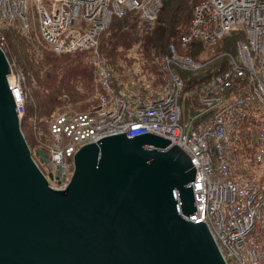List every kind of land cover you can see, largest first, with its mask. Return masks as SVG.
I'll list each match as a JSON object with an SVG mask.
<instances>
[{
  "label": "water",
  "instance_id": "obj_1",
  "mask_svg": "<svg viewBox=\"0 0 264 264\" xmlns=\"http://www.w3.org/2000/svg\"><path fill=\"white\" fill-rule=\"evenodd\" d=\"M0 48V264H227L197 214L191 157L144 133L106 136L49 187L21 130Z\"/></svg>",
  "mask_w": 264,
  "mask_h": 264
},
{
  "label": "built area",
  "instance_id": "obj_2",
  "mask_svg": "<svg viewBox=\"0 0 264 264\" xmlns=\"http://www.w3.org/2000/svg\"><path fill=\"white\" fill-rule=\"evenodd\" d=\"M22 1L23 0H0L1 48L5 47V37L2 34L5 28L2 27L4 20L6 21V25H13V28L21 30H24L23 28H29V11L24 9L21 5ZM26 1L27 3H31L34 0ZM40 1L47 4L48 0ZM66 1L69 5H73L74 3L84 0ZM111 1L114 4V10L111 9V4H107L104 8L102 7L103 11L100 13L91 9L86 14L85 19L79 21H59L54 17H48L47 13L44 12L38 15L31 14L32 16H37L40 28L43 29L41 33L42 39L51 49L57 53H62L63 51L60 50L65 49L67 52L74 54L79 51H86V47L96 41V33L100 31L102 25H108L114 12L116 15L122 16L128 9L144 5V0ZM12 5L15 7L9 9L8 7ZM211 5L212 0H202L197 5L193 23L188 33L189 37L182 38L183 42H189L193 39L210 42L213 38L217 39L222 34L236 28L244 29L249 39L247 43H244L240 49L237 50L235 56L231 54L228 55V68L217 74L207 85L206 89H202L199 95V98L206 106L216 107L217 113L220 114L223 109H231L236 103L232 98L223 100L217 93L232 88L233 79L235 78L244 77L248 80H255L258 76V72L264 69V0H230L228 4L222 5L214 14L206 17ZM16 13L22 14V18L19 19V24H16V21L11 19ZM152 13H154L152 9L146 12V17L144 18L145 23H149L148 21L151 19L148 16ZM100 15H102V17H100ZM209 17L215 19V24L208 22ZM63 37H65V39H63ZM172 56L173 54L166 55L159 59V64L164 70L165 75L166 70H171L175 66L170 59L176 58V56L173 58ZM95 64L99 66V68H97V74H107L102 82V85L107 89L102 93V108L106 110L98 112L97 114L94 113L98 121L101 122L103 121L102 118H106V124H110L115 116H117V118L125 117L124 121L116 123L134 122L127 130V136L132 137L147 132L148 127H156V117L161 115L166 124H179V126H174L175 128H179V133L173 138L180 142L179 144L184 148L183 150L187 151L192 158L198 154L205 155L204 164L207 163L211 171H217L219 173L222 186L215 187L213 185H207L211 188L207 187L208 192L206 198L201 200L196 197L199 204L197 205L198 213L195 217L203 216V219L209 221L218 235L223 236L226 240V223L221 218L222 210L241 195L247 181L233 177L231 170L236 161L235 158L223 154L220 151H210L213 144L222 142L221 135H207L205 134V130L197 132L192 137L185 135L189 129L187 130L183 127L180 122L182 106L178 110V102H181L180 100L182 97V92L178 93V88L182 87L180 78L171 75V79L168 78L167 82L165 81L161 93L152 99L139 96L128 86L122 87L119 91L120 94H118L114 91L112 83L110 84L107 67L102 66V64L104 65L103 58H96ZM19 86V93L18 89L14 90L16 95L15 99L19 98L21 95V85L19 84ZM120 96H127L131 100V103L128 102L127 104V111L126 106L122 105ZM133 99H137L138 101L134 103L132 102ZM112 109H115L114 113H110ZM24 110L23 108L20 109V116L24 115ZM160 110L162 112L156 115ZM225 113L228 114V110H226ZM214 123L215 119L213 118L206 125L210 126ZM97 127L100 126H95L92 122H88L86 117L82 115V113H79L73 115H58L52 120L49 128L50 134L54 137L55 141L59 143L55 149L66 150L71 157L79 146L89 144L95 140V131L99 129ZM200 128L201 127L195 129L199 130ZM161 132L162 130L159 131V133ZM197 136H202V138L197 140ZM67 138L69 141L64 145ZM173 138L171 139L173 140ZM256 146L258 148V158H264V123L257 133ZM61 169L64 168H60L59 170ZM65 171L71 172V169L68 168ZM201 183L202 180L195 183V190L201 188ZM213 188H220L222 192L211 193ZM253 188L257 191L261 199V211L258 216L263 228L258 235V238H261L264 236V191L261 190L260 186L256 183L253 185ZM196 196H198V194H196ZM231 235L235 243L230 246V250L229 246L226 245L229 251L226 256H231L234 253L237 256L240 253L245 254V251L240 248L236 235L234 233ZM252 251H254V247L251 252Z\"/></svg>",
  "mask_w": 264,
  "mask_h": 264
},
{
  "label": "bare ground",
  "instance_id": "obj_3",
  "mask_svg": "<svg viewBox=\"0 0 264 264\" xmlns=\"http://www.w3.org/2000/svg\"><path fill=\"white\" fill-rule=\"evenodd\" d=\"M107 2L108 0H84L82 2L74 3L73 5H69L66 0H60V2L59 0H48L47 4L42 3L40 0H34L31 3H27L26 0H23L21 5L24 7V9L32 12L35 15L44 12L47 13L48 17H52V18L54 17L59 21L69 22V21L84 20L86 14L91 9L96 10L98 13L102 12L103 11L102 6H106ZM229 2L230 0H212L211 8L208 14L206 15V17L211 16L222 5L228 4ZM14 7L15 6L12 5L11 7L8 8L10 9ZM195 9L193 12V17H194ZM137 13H140V11H138ZM126 14L127 12L124 15L120 16V18L124 17ZM117 18L119 19V17H115V19ZM111 19H113V16L111 17ZM141 19L145 22L142 16ZM208 22L215 24V19L213 17H209ZM13 27L14 26L12 25L11 27H9V29H13ZM107 28H109L108 25L101 26L100 31L96 33V41L86 47V52L91 53V55L94 54L93 56L97 58L103 57L102 54L100 53L99 46L101 43L102 36L109 30ZM42 31L43 29L39 28V32L42 33ZM39 32L38 35H40ZM42 42L44 41L42 40ZM40 45H42L41 42ZM170 46L174 47L175 49L174 52H175L177 48L175 44H171ZM47 47L51 49L48 45ZM170 60L175 64L173 69L181 68L182 72L185 73H189L193 69H195L194 66H192L189 63H186L183 59L179 57ZM8 61L11 68L9 74H12L11 91L16 104L15 108L18 109V112H20L21 108L25 109V113L23 116H20L19 114L21 120V130L23 132L22 122L27 112L26 104H28L31 96L29 95L30 91L29 93L27 92V88L29 90L30 85L28 81H25V84L22 83V81L20 80V74L15 68L13 62L9 58ZM198 63L202 64L199 61ZM107 69H108V75L112 74L109 71L108 66ZM106 75H107L106 73H99L96 75V88H97L95 93L96 106L92 107V109L88 111L76 112L72 114L70 113L60 114V115H73V114L82 113V115L86 117L88 122H92L95 126H100L97 127L99 129L95 131V140L91 142V143L95 142L97 146H99L98 141L106 136L126 133V137H129L127 136V130L132 124H134V122L132 121L122 124L116 123L125 120V117L117 118V116H115L113 120H111L112 123L106 124L107 122L106 118H102L103 121L100 122L94 116V113L98 108L97 105L98 99H99V106L100 107L103 106L102 94L99 96V87L100 84L104 81ZM19 84L21 85V95L19 98L15 99L16 95L14 90L18 89V93H19L20 91ZM232 85H233L232 88H228L226 91L218 92L217 94L223 100H229L230 98H232L236 103V105L233 108L223 109L222 112L219 114L217 113L216 107L206 106L201 99H198V105L196 107H193L194 111H191V109H189L188 112L186 110V105L185 104L182 105V115L180 121L183 127H185L187 130L189 129V131L185 133L186 136L192 137L197 132L203 130H205V134L207 135H221L222 142L213 144L210 148V151L212 152L220 151L223 154L235 158L236 161L231 170L233 177L243 181H247L246 184L244 185V189L241 195L234 202L228 204L222 210L221 218L226 223V232H225L227 235L225 236L226 240L223 236L218 235V233L210 225L209 221L203 219V216L195 217L197 214H193L191 217L188 218L193 223H198L201 221L206 223L226 262H228L229 259L226 256V254L229 253L226 245L229 246V250H230V246H232L235 243L231 235L232 233L236 235L240 248L244 250L246 253H249L257 243L258 235L260 231L263 229L260 220L258 218L259 213L261 211V199L257 191L253 188V185L256 182L254 180H250V179L244 180L245 178L237 177L236 174L234 173L235 170L234 168L236 163H240V159L246 158L245 152H248L250 154V157H248V159H250L251 162L258 165H264V158H258V148L256 146L257 133L261 128L262 124L264 123V69L258 72V76L255 80H248L244 77L235 78L233 79ZM182 91H183L182 87H179L178 93H181ZM137 101H138L137 99L132 100V102L134 103H136ZM180 108H181V102H178V110ZM226 110H228L229 112L228 114L225 113ZM114 112L115 109H112L110 111V113H114ZM161 112L162 111L160 110V112L157 113L156 115L160 114ZM187 112L189 114L188 116H186ZM213 118L215 119V123L210 126H207L206 124L209 123ZM156 119H157L156 127H150V128L148 127V130L145 133H151L171 140L167 149H171L175 144H177L180 147V149L183 150L184 148L179 144L180 142L173 138L179 133V128H175L174 126H179V124H166L162 119L161 115L157 116ZM198 127L201 128L199 130H196L195 128ZM160 130H162L161 133H159ZM253 131L255 132L253 134L252 141L255 144L251 142H246V138ZM23 135L26 141H28L24 133ZM171 138H173V140ZM201 138L202 136L196 137L197 140H200ZM37 140L39 142L38 144L41 145L42 147L36 151L37 152L35 154L36 158L34 157V152L32 151L30 144L28 145L31 154L33 156V159L37 164H39L37 162V159L45 154L47 155V151H48L47 167L50 168L48 169L47 172L43 171L42 169L41 170L43 171V176L48 182L49 187L54 190L66 189L69 183L71 182V179L74 174L75 155L77 154V152L80 151L81 148H83V146L88 144L79 146L76 152L70 157V155L66 150L55 149V147L59 145V143L55 141V139L48 138L47 136L46 137L39 136ZM68 141L69 139L67 138L66 141L64 142V145H66ZM47 147H49V150L47 149ZM183 151L191 157V155L187 151L185 150ZM204 156L205 155L198 154L195 155L194 158L191 157L192 158L191 161L194 167L196 168L195 179L194 182L191 184L196 210H197V205L199 204L196 197L200 198L201 200H204L206 198L208 192L207 187L211 188L207 185H213L215 187L222 186L221 177L219 173L217 171H211L208 164L207 163L204 164L203 162L205 159ZM58 168L59 169L64 168V169L59 170ZM68 168L71 169L72 173L65 171ZM256 171L257 170L255 169L254 171L251 172V175H253V177L257 176ZM201 180H202V183L200 185L201 188L195 190V183ZM260 188L261 190H263L261 186ZM217 192H222V190L220 188H213L211 190V193H217ZM196 194H198V196H196ZM233 258L237 259V255L233 254Z\"/></svg>",
  "mask_w": 264,
  "mask_h": 264
},
{
  "label": "trees",
  "instance_id": "obj_4",
  "mask_svg": "<svg viewBox=\"0 0 264 264\" xmlns=\"http://www.w3.org/2000/svg\"><path fill=\"white\" fill-rule=\"evenodd\" d=\"M196 1L164 0L158 17L150 24H143L145 22L141 19L140 13L136 11H132L134 13L129 12L122 18L114 19L115 21L109 30L102 36L99 46L100 53L107 61L108 68L113 73H117L123 80L138 81L144 79L148 82L151 73L155 72L153 62L156 57L168 53L171 44L176 46L178 45L177 42L182 44V36L189 32L193 23L194 9L201 0ZM5 33L13 39L11 40L13 43H10L9 53L16 58L18 64L16 60H14L15 63L23 71L37 78L38 86L41 89L40 93L46 97L43 102L47 103V114L53 112L56 107H62L66 104H70L73 108L83 107L81 103L89 98L94 85L96 86L95 75L94 80L89 83L86 64H74L73 68H69L65 64L68 56L57 55L42 43L44 52L39 53L28 36L23 35L26 33L22 34V31L13 29H8ZM232 39H236V36L226 37L219 43L211 45L207 43L202 45L198 40L189 44L187 47L190 48L188 54L197 61L200 46L211 51L206 54L203 52L205 61H199L203 64L201 70L194 73L181 72V74H192L187 77L186 91L188 88H193L194 85L208 83L210 79H206L205 73L213 71L212 75L214 76L226 67L228 59L226 60L224 55L234 47L235 41L233 44L228 42V40L233 41ZM6 53L12 61L8 52ZM71 57L75 62L77 59L84 60L88 56L86 51H82ZM59 68L67 69L61 80H59V75L56 72ZM137 70H139L138 73ZM159 85L148 84L146 86L157 87ZM32 86L36 87L35 85ZM77 89H81V91L79 92ZM63 95H67L68 100H61ZM195 101L198 105L197 96L191 97L189 94H185V105L188 112L189 109L194 111L193 107L196 106H193V103ZM87 104L92 103L87 100ZM255 131L246 138V142L255 144L251 141ZM245 156L250 157V154L245 152Z\"/></svg>",
  "mask_w": 264,
  "mask_h": 264
},
{
  "label": "rangeland",
  "instance_id": "obj_5",
  "mask_svg": "<svg viewBox=\"0 0 264 264\" xmlns=\"http://www.w3.org/2000/svg\"><path fill=\"white\" fill-rule=\"evenodd\" d=\"M163 1L164 0H144V3H143L144 5L136 6L135 8L128 9L126 12L129 13L132 11H136V12L140 11V13H141L140 16L145 18L146 12L149 9H152L154 13H152L151 15L148 16L151 19L148 22H152L159 15ZM107 4H111V9L114 10V4L111 0H108ZM102 7L104 8V6H102ZM31 13L32 12H30V11L28 12V15L30 16V18L28 20L29 28H26V29L23 28L24 30H21L18 28H13V30H15V31L20 30V31H22V34L26 33L23 35L28 36V38L33 42L35 49L39 53H43L44 50L42 48V45H40V42L42 44H44L45 46H47V44L45 42H42L43 39H42L41 33L39 32L40 25L38 26L37 16H32ZM132 13H134V12H132ZM21 16H22L21 13H16L13 18L11 17V19L16 21V24H19V19L22 18ZM100 17H102V15H100ZM115 17L120 18V16L116 15V13L114 12L113 19H111L108 23L109 28L112 25V23L115 21L114 20ZM5 25H6V21L4 20V22L2 23V27H5V28L3 29L2 34L5 37V45H4L5 47L1 48V46H0V48L3 49L4 52H8L9 57L12 59L15 68L17 69V71L19 72V74L21 76L20 79H21L22 83L25 84V81H28V83L30 85L29 90L27 88L28 93L31 89V93H29V95H31L30 100H29L28 104H26L27 115H26V118H24V120L22 122V125H23L22 129H23V133L25 134V136L28 140L27 141L28 144H30L32 151L34 152V157H35V154L37 153L36 151L42 147L41 145L38 144L39 142H38L37 138L39 136H45V137L47 136L48 138L54 139V137L50 134V128L49 127H50L51 121L56 116H58L62 113L72 114V113H76V112H83V111H87V110L91 109L92 107H94L96 105L95 93H96L97 88L94 85L93 90H92L89 98L88 99L86 98L84 100V102L81 103V106H83V107L73 108L70 104H66L62 107H56L53 112H51L50 114H47V103L43 102V99H45L46 97H45V95L40 93L41 89L38 86L37 78L35 76H32L31 74L23 71L21 68H19L20 66L17 65L18 62H17L16 58H14L12 56V54L9 53V51L11 49L10 43H13L11 41L13 39L10 35H7L5 33L6 30H8L9 27H11V26L10 25L5 26ZM68 25H71V24H68ZM109 28H107V29H109ZM229 31L230 32H226V33L222 34L217 39L213 38L211 40L212 42L211 41L207 42L204 40H198L202 43V45H205V43L211 45L214 43L215 44L219 43L220 41H222L226 37L236 36V39H232L233 41L228 40V42L230 44H233L235 41V44H234V47L231 50H228V52H226L224 55L226 57V60L228 59L226 67L223 68L224 70L227 69L229 66V57L227 55L231 54V55L235 56L237 53V50L240 49V47L244 43H247L249 41L248 34L244 29L236 28V29L229 30ZM38 32L40 33V35H38ZM188 33L189 32L184 34L182 36V38L189 37ZM63 39H65V37H63ZM195 40L196 39H193L187 43H184L181 40L182 44H179V42L176 43L178 45L177 46L175 45L177 47L175 52H174V50H175L174 47L170 46L168 53L162 54V55L156 57V59L153 62L155 72L151 73L150 78L148 80L149 83L147 81H145L144 79L138 80V81H134L132 79L123 80L120 78V76L117 73H113L109 69V71L112 73V74H109L110 84L112 83V87H113L114 91H116L118 94H120L119 91L121 90V88L124 86H128L131 90H133L139 96H141L143 98L149 97L152 99V98L156 97L159 93H161V91L164 87L165 81L167 82L168 78L171 79V75H174V76L179 77L180 80L182 81L183 91H182V97L180 100L181 106H182V103L183 104L185 103V94H189L191 97L197 96V99H200V98H198L199 92L202 89H206L207 85L213 80L215 75L224 71L223 69H222V71L218 72L214 76L212 75L213 71L205 73L204 76L206 77V79L207 80L210 79L208 83L194 85L193 88H191V89L188 88L187 89L188 91H186L185 87L188 86L186 83L187 77L191 76L192 74H181L182 69L179 68V69L166 70V75H165L164 70L162 69V67L159 64V59L162 56L173 54L172 58L174 56L179 57V58L183 59L186 63H190L192 66H194L195 69H193L189 73L198 72L203 67V65L198 63V61H205L204 60L205 54L211 50H208V49L204 48L203 46H200L199 47L198 61L195 58L188 57L190 55V54H188V50L190 48H187V47L189 46V44H193L194 42H196ZM192 41H194V42H192ZM209 45H206V46H209ZM51 51L57 55L68 56L66 58L67 60H66L65 64H67L69 66V68H73L74 64H76V65L77 64H82V65L86 64V67H88L86 72L89 75V83H91L94 80V75L95 76L97 75V72H98L97 68H99V66H96V64H95V60L97 57L93 56L94 54L91 55L90 53L86 52V54L89 58L87 57L84 60L77 59L75 62H73L72 57H71L72 56L71 53L67 52L65 49L60 50V51H63L62 53H57L53 49H51ZM178 51H179V54H178ZM64 52H66V53H64ZM203 52H205V54ZM78 53L73 54V56L78 55ZM14 60H16L17 64L15 63ZM103 60H104V65L102 64V66L107 67V61L104 58H103ZM138 71L139 70H137L136 72L138 73ZM56 72H57V75H59V80H61L63 75L67 72V69L62 70L61 68H59V69H57ZM23 77H24V79H23ZM160 82H161V84H160ZM148 84H150V85H159L160 84V85L157 87H149V86H146ZM185 84H186V86H185ZM32 85H35L36 87H33ZM77 90L79 92L81 91V89H77ZM106 90L107 89L101 83L100 87H99V96ZM120 97H121L122 105L126 106V111H127V107H128L127 104H128V102L131 103V100L127 96H120ZM61 100H63V101L68 100L67 95H63L61 97ZM87 100H89L92 104H90V105L87 104ZM97 105H98V108L95 111L96 114L98 112L106 110V109L99 106V99H98ZM194 106H197L196 101L194 102ZM83 108H85V109H83ZM24 112H25V110H24ZM188 115L189 114L187 112L186 116H188ZM251 141H252V139H251ZM47 149L49 150V147H47ZM248 157L240 159V163L235 164L234 173L239 178H245L244 180H249V179L254 180L259 186L264 188V165L254 164L253 162L250 161V159H248ZM47 158H48V151H47V155L45 154V155H43L37 159V162L39 163L38 165L45 172H47L48 169L50 168V167H47ZM255 169L257 170L256 171L257 176L253 177V175H251V172L254 171ZM70 173H72V172H70ZM231 253H234V252H231ZM227 257L229 258L227 264H264V236H262L261 238H258L257 243L254 246V251L249 252V253L245 252V254L240 253L237 256V259H234L233 255L227 256Z\"/></svg>",
  "mask_w": 264,
  "mask_h": 264
}]
</instances>
